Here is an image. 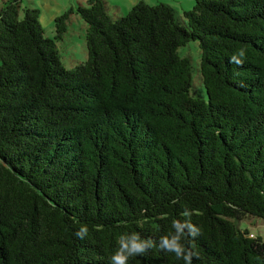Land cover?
<instances>
[{"label": "trees", "instance_id": "trees-1", "mask_svg": "<svg viewBox=\"0 0 264 264\" xmlns=\"http://www.w3.org/2000/svg\"><path fill=\"white\" fill-rule=\"evenodd\" d=\"M22 2L0 6V264H109L121 234L158 245L185 209L192 264H264V240L239 225L264 219V0H194L182 18L86 0L51 38ZM73 13L87 58L67 69ZM191 40L206 100L178 52ZM128 264L184 261L157 246Z\"/></svg>", "mask_w": 264, "mask_h": 264}, {"label": "rangeland", "instance_id": "rangeland-1", "mask_svg": "<svg viewBox=\"0 0 264 264\" xmlns=\"http://www.w3.org/2000/svg\"><path fill=\"white\" fill-rule=\"evenodd\" d=\"M118 5L119 13L126 14L130 7L140 0H109ZM150 5L160 2L171 5L182 18L184 11L192 8L194 0H142ZM77 3L86 5V0H23L22 6L39 8V21L46 37H53L55 34L54 20L70 7H76ZM2 0H0V6ZM86 23L76 14H70L66 22V32L61 41L57 42V48L61 57L63 66L67 69L72 68L76 63L86 60L87 49L85 42ZM178 52L184 57H189L193 66L191 94L207 99L206 90L202 83L199 72L200 49L198 41H189L179 47ZM239 225L247 229L249 234L260 235L264 240V219L246 215L240 221Z\"/></svg>", "mask_w": 264, "mask_h": 264}, {"label": "clouds", "instance_id": "clouds-1", "mask_svg": "<svg viewBox=\"0 0 264 264\" xmlns=\"http://www.w3.org/2000/svg\"><path fill=\"white\" fill-rule=\"evenodd\" d=\"M243 56V49L239 50ZM235 59V55L230 57V62ZM238 65L243 61L237 62ZM192 211L185 209L182 212L184 220L173 219L171 222V231L167 235L159 238L158 245L151 238H142L139 233L121 234L118 239V247L115 252L109 257V264H128L130 257L145 255L147 251L153 247H159L160 250L166 253H174L177 259H182L184 264H192L194 256L198 257V253L194 250L186 248L182 243V239L186 237H196L200 234V229L192 222ZM89 229L86 225H81L75 235L80 239L87 237Z\"/></svg>", "mask_w": 264, "mask_h": 264}, {"label": "crops", "instance_id": "crops-1", "mask_svg": "<svg viewBox=\"0 0 264 264\" xmlns=\"http://www.w3.org/2000/svg\"><path fill=\"white\" fill-rule=\"evenodd\" d=\"M77 1H78V0H77ZM107 1H108V3H109L111 6L114 7L113 10H114L117 14L122 15L121 13H119V7H118V5L111 3L109 0H107Z\"/></svg>", "mask_w": 264, "mask_h": 264}]
</instances>
